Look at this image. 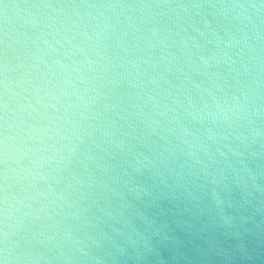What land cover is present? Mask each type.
Returning <instances> with one entry per match:
<instances>
[{
	"label": "clouds",
	"instance_id": "9594fccd",
	"mask_svg": "<svg viewBox=\"0 0 264 264\" xmlns=\"http://www.w3.org/2000/svg\"><path fill=\"white\" fill-rule=\"evenodd\" d=\"M0 264H264V0H0Z\"/></svg>",
	"mask_w": 264,
	"mask_h": 264
}]
</instances>
